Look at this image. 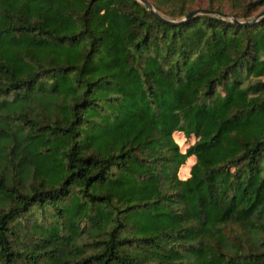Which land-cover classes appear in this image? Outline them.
Instances as JSON below:
<instances>
[{"label": "trees", "instance_id": "obj_1", "mask_svg": "<svg viewBox=\"0 0 264 264\" xmlns=\"http://www.w3.org/2000/svg\"><path fill=\"white\" fill-rule=\"evenodd\" d=\"M146 1L0 0V264H264V0Z\"/></svg>", "mask_w": 264, "mask_h": 264}, {"label": "water", "instance_id": "obj_2", "mask_svg": "<svg viewBox=\"0 0 264 264\" xmlns=\"http://www.w3.org/2000/svg\"><path fill=\"white\" fill-rule=\"evenodd\" d=\"M142 2L144 3H147L151 6V9L152 11L161 19L165 20V21H168V22H178L180 20H183V19H187V18H190L192 15L196 14V13H199V12H205L206 9H194V10H191L189 11L188 13H186L181 19H173L169 16H166L164 14H162L161 12H159L156 8H154V6L150 3V2H147L146 0H141ZM264 15V9H262L261 11L258 12L257 14V18ZM233 20L236 21V22H239V23H247V22H251L250 20L247 21L245 19H239V18H236L233 16Z\"/></svg>", "mask_w": 264, "mask_h": 264}, {"label": "rangeland", "instance_id": "obj_3", "mask_svg": "<svg viewBox=\"0 0 264 264\" xmlns=\"http://www.w3.org/2000/svg\"><path fill=\"white\" fill-rule=\"evenodd\" d=\"M264 8V5L261 6L257 11H255V13H253L250 17L255 16L261 9ZM241 19H246V18H241ZM175 137L176 139L179 141L180 146L182 149H185L190 143H192L194 141L193 137H186L183 133H179V132H175ZM187 169L184 170L183 172H181L180 174L185 176L187 175Z\"/></svg>", "mask_w": 264, "mask_h": 264}]
</instances>
